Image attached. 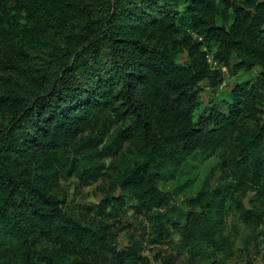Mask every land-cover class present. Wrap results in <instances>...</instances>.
Listing matches in <instances>:
<instances>
[{
  "label": "trees",
  "instance_id": "obj_1",
  "mask_svg": "<svg viewBox=\"0 0 264 264\" xmlns=\"http://www.w3.org/2000/svg\"><path fill=\"white\" fill-rule=\"evenodd\" d=\"M223 68L259 72L200 109ZM214 154L169 225L160 170ZM105 174L110 193L68 206L61 176ZM126 203L147 223L118 242ZM230 212L264 223V0H0V264H228Z\"/></svg>",
  "mask_w": 264,
  "mask_h": 264
},
{
  "label": "rangeland",
  "instance_id": "obj_2",
  "mask_svg": "<svg viewBox=\"0 0 264 264\" xmlns=\"http://www.w3.org/2000/svg\"><path fill=\"white\" fill-rule=\"evenodd\" d=\"M217 22L224 23L221 15H218ZM180 57L183 59L186 56L181 55ZM210 61L214 65L216 64L211 58ZM223 71V79L219 85L213 88L207 87L200 92V109L203 106H214L219 110L226 111L225 99L229 96L228 91L235 84L249 87L258 75L259 69H239L236 73H232L223 68ZM219 159L220 154H214L210 157L195 155L188 157L179 169L162 168L160 170L157 185L160 189L171 194L168 206L162 209L163 218L169 225L172 221H185L188 212L195 209L189 206L188 199L194 197L206 185V182L209 181L211 184L216 181L219 176V170L217 169ZM105 161L108 163L109 158H106ZM105 171L107 170L105 169ZM59 185L66 193L68 206L75 209L78 214L82 213L80 208L84 203L98 202L111 192L110 178L107 174L89 184L80 183L74 176H61ZM124 207L122 215L114 219L116 226L119 228L117 230L118 242L125 241L128 234L134 233V229L130 224L147 223L143 215L133 212L129 203H126ZM171 229L173 230L172 227ZM224 234L228 237L227 249L222 254L225 263L232 264L246 260L257 263L262 259L264 255V223L257 226H245L239 222L235 213L230 212L226 218ZM174 238L178 239L179 235L174 233ZM172 249L179 254V260H186L189 256V253L182 248L174 246ZM145 254L153 257V251L151 250L146 249ZM153 262L159 264L154 259Z\"/></svg>",
  "mask_w": 264,
  "mask_h": 264
}]
</instances>
